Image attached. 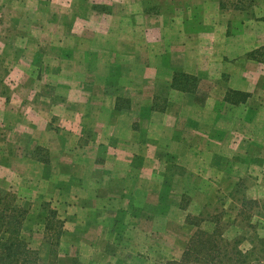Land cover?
<instances>
[{"label":"rangeland","instance_id":"374dc122","mask_svg":"<svg viewBox=\"0 0 264 264\" xmlns=\"http://www.w3.org/2000/svg\"><path fill=\"white\" fill-rule=\"evenodd\" d=\"M50 1L53 4H45V0H0V33L3 35L2 40L5 37L4 42L0 41V192H11L21 204L30 208L22 236L33 248L39 250L42 256H50L51 245L48 241L56 242L53 230L46 229L49 210L55 209L59 218L65 222L61 244L58 247L59 257H67V264H92L90 262L93 261L89 258H92L94 250L84 245L78 247L77 244H71L70 229H73V221L76 222L77 218L72 219L71 200L57 195L60 184L65 189H69L70 184L57 180L58 168L51 162L52 154L49 148V144L55 143L62 134H69L64 131L69 130L70 120L61 116L64 108L67 111L71 109V101L65 99L67 94L72 92V80H82L92 87L102 82V72L107 70L108 74L110 73L107 79L109 91L119 88L122 84L125 87L131 77L124 78L123 70L115 64L117 61L129 66V71L134 76V63L141 61L142 64L149 65L153 52L157 49L161 52L166 41L175 40L181 43L182 40H187L188 36L197 39L199 35L202 38L196 45L204 46L211 67V73L208 71L210 78L207 80L222 90V84L226 87L225 84L232 76L231 71L236 69L235 60L239 59L242 64L245 56L240 57V52L248 46L254 48L253 56L256 61L264 62V0H223L228 3V7L222 14L217 12L214 6L216 4L210 3V0H87L94 4L96 10L92 11L89 17L84 10L85 5L80 4L86 0ZM135 1L140 4H135ZM71 2L74 7L79 6L78 13L88 22L72 21L67 14L71 10ZM238 2L246 9H235L231 6ZM142 7L145 11L149 9L153 13L158 12L160 17L157 19L163 22V26L158 22L153 25L151 22L146 23V18H138L139 27L142 29L139 28L132 34V19L129 15H122V11L127 10V14H133L142 10ZM52 14L57 15L58 19L54 20ZM71 27L74 30L73 35L69 32ZM86 28L89 31L87 33ZM90 29H96L98 33L94 31L93 34ZM78 33L90 34L88 39L80 40L84 41L81 49L87 46L100 49L104 45L102 54L89 55L91 62L88 67L80 60L84 53L77 51L73 54L59 50L66 44H71L72 36ZM56 35L66 36L63 41L65 44L59 45V40L54 41L52 52L43 50L39 53L37 48L34 47L36 50L33 51L34 48L27 46H37L39 40L49 44ZM92 41L97 44H91ZM24 46L28 52H25ZM221 50L239 57L230 60L226 57L227 64L224 63L223 68L215 67V64L219 63L216 58ZM44 61H47L48 65H43ZM99 61L108 63L109 69L97 66L96 70L88 72L87 68L93 69L92 65L95 64L96 67ZM230 63L233 67L229 68ZM10 64L15 65L11 70L7 66ZM250 69L251 76L253 71L256 72L254 80H257L258 74L262 75L264 72V65L256 62ZM144 72L149 74L151 69L142 70V74ZM9 73L12 76H8ZM94 88L98 89L97 86ZM261 92L264 94V91ZM12 95L15 101L11 99ZM54 95L63 100L54 101ZM24 96H27L29 104L27 101L20 104ZM34 98L35 100H32ZM17 104L27 106V117L21 118V115H18L20 108ZM157 104L161 106L164 102L158 101ZM261 105L260 109H263L264 104ZM50 108L49 113L47 110ZM223 108V120H227L228 114L234 116L235 107L226 105ZM258 119L262 120L260 117ZM223 120L221 124L226 125ZM254 135L258 141L264 139V132H255ZM39 137L42 145L35 147ZM239 137L243 136L239 134ZM240 144L233 147H238L233 156L216 157L222 170V179L216 181V186L214 182L205 181L199 184L190 180L172 182L175 194L169 200H172L175 206L180 201L183 207L187 206L191 221H199L200 226L186 222L187 211H178L168 217H163L167 216L163 213L156 222L152 221V224L155 222L157 228L154 230L158 233L152 239L143 231V234L137 235L133 245L128 243L131 238L125 235L122 243L113 242L108 245L107 250L112 255L109 263L166 264L169 260L182 257L190 238L199 228L211 231L216 225L222 228L226 238L244 237L241 247L245 250L252 246L251 242L257 237L264 236V149L251 146L248 151H244L241 146H247L243 142ZM29 145L33 147L28 148ZM204 155L200 154V157ZM205 157L208 159V156ZM191 158V170L197 171L198 157ZM169 159L171 163L168 168L175 175L182 176L184 167L176 163L177 156L170 155ZM226 164L231 166V172L246 171L247 175L240 176L242 178L239 180L225 178V172H229L224 168ZM182 188L185 190V196L180 197ZM68 193L70 189L66 191V196ZM163 202L166 203V198H163ZM111 204L110 210L116 206L114 201ZM115 222H121L117 214L113 215L109 226ZM143 224L145 225L144 220ZM118 235L117 240L122 234ZM74 252L79 253V256L71 258ZM134 254L135 259H132ZM58 262L60 264V261Z\"/></svg>","mask_w":264,"mask_h":264},{"label":"crops","instance_id":"0c3cea01","mask_svg":"<svg viewBox=\"0 0 264 264\" xmlns=\"http://www.w3.org/2000/svg\"><path fill=\"white\" fill-rule=\"evenodd\" d=\"M211 2L216 4L214 6L219 14L226 11L220 6V0L218 2L210 0ZM44 3L53 4L50 0H45ZM137 3L140 4L139 1H135V4ZM71 4V10L67 14L72 21L85 20L78 13L79 6L74 7L72 2ZM80 4L85 5L84 10L88 17L92 15V11H96L94 4L87 0ZM127 13V10L122 11V15H129L132 19L131 33L142 29L139 27L138 18H146V23L151 22L153 25L158 22L163 26V22L157 19L160 17L158 12L153 13L149 9L145 11L142 7V10L133 14ZM52 16L54 20L58 19L57 15ZM227 22L229 23V20ZM96 29L90 31L93 34L94 31L98 33ZM87 30L88 28L85 30L86 33L89 32ZM69 32L74 34L72 27ZM2 36L1 32L0 41L4 42L5 37L2 40ZM65 37L56 35L49 44L39 40L37 46H27L37 48L39 53L43 50L52 52L56 40H59V45H64ZM88 37L90 34L78 33L72 36L71 44H66L59 50L73 54L77 51L84 53L80 60L88 67L91 62L89 55L102 54L104 51V45L100 49L89 46L81 49L84 41L80 40H86ZM187 38L181 43L175 40L166 41L161 52L158 49L153 52L149 65L142 64L141 61L135 62L134 76L129 71V66L117 61L115 64L123 70L124 78L131 77L128 78L125 87L122 84L118 86L119 88L109 91L107 79L110 73L108 74L107 70L102 72L104 75L102 82L94 85L98 89L82 80H72V92H69L65 99L71 101V109L67 111L64 108L61 116L70 120L69 130L64 131L69 134H62L55 143L49 144V148L52 154L51 162L58 168L57 180L70 184L68 196L66 191L69 189L62 187V184L56 190L60 198L67 197L71 200L72 219L77 218V224L73 221L74 227L70 229L71 244H77L78 247L84 245L94 250L92 258H89L93 261L90 262L92 264H110L112 255L107 247L113 242L122 243L124 235L131 238L128 241L130 245L136 243L137 235L143 234V231L151 239L157 236L158 233L154 230L157 228L155 222L163 213L167 215L163 217H168L178 211H187L188 223L190 217L188 207H183L181 201L175 206L172 200H169L175 194L172 182L190 180L199 184L205 181L214 182L216 186V181L222 179V173L220 174L222 170L216 157L233 156L236 154L235 149H238L233 147L242 142L247 146V148L241 146L244 151H248L251 146L264 149V139L258 141L254 135L255 132H264V105L263 109H260L261 104H264V94L261 92L264 91V72L262 75L258 74L257 80H254L255 71L252 76L250 75L251 66L253 67L256 62L264 65V62L256 61L253 55H249L254 48L248 46L240 52V57L245 56L242 64L239 59L235 60L234 68L238 70L231 71L230 81L225 84L226 87L222 84L220 90L207 80L210 78L208 74L211 73V67L205 55L206 51L204 46L196 45L202 37L198 35L197 39L190 36ZM91 44L97 42L92 41ZM35 48L32 50L35 51ZM24 50L28 52L25 46ZM233 51L235 50H231ZM226 57L230 60L239 56L221 50L216 58L219 63H216L215 67L223 68V64L227 62ZM44 62L43 65H48L47 61ZM7 66L9 70L15 67L14 64ZM92 66L93 69L87 68L88 72L96 70L97 66L109 69L108 63L102 61H99L96 67L95 64ZM230 66L233 67L231 63L229 68ZM143 68L151 69V72L142 74ZM175 71L196 75L200 79L197 91L191 93L174 89L172 82ZM7 75L12 76L11 73ZM230 89L248 92L250 96L245 102L232 104L225 100ZM26 97L22 98L20 104L26 101L29 104ZM11 99L16 100L13 95ZM53 100L58 102L63 99H58V96L54 95ZM158 101L164 104L159 106ZM20 104H17L21 112V114L18 112V115H21V118L27 117L29 109L26 105ZM226 105L235 107L234 116L228 114L227 120H223L225 112L223 107ZM47 111L50 113L51 108ZM222 120L226 121V125L221 124ZM86 126L88 128H82ZM239 134L243 137L240 138ZM36 141L39 142L35 147L42 145L41 137ZM22 143L25 147L24 141ZM31 147L33 145L28 146ZM200 154L205 155L200 157ZM170 155L177 156L176 163L184 167L182 176L175 175L168 168L171 163ZM205 156H208V159ZM190 157H198L197 171L191 170ZM230 165L224 166L229 171L225 172V178L239 180L242 178L240 176L247 175L246 171L231 172ZM179 195L185 196L184 188ZM163 198H166V203L163 202ZM112 201L116 206L110 210ZM114 214H117L121 222L109 226ZM152 221L155 222L152 224ZM118 234L122 236L117 240ZM78 254L72 253L71 258L79 256ZM132 259H135V254L132 255ZM59 261L60 264H67L68 258L62 255Z\"/></svg>","mask_w":264,"mask_h":264},{"label":"trees","instance_id":"16d2710c","mask_svg":"<svg viewBox=\"0 0 264 264\" xmlns=\"http://www.w3.org/2000/svg\"><path fill=\"white\" fill-rule=\"evenodd\" d=\"M239 3L231 6L235 9H246ZM227 4L220 0L222 8L226 9ZM249 55H253V51ZM199 81L196 75L175 71L172 87L194 93L198 89ZM249 96L248 92L230 89L225 100L240 104ZM49 211L46 229L53 230L56 242L48 241L51 252L49 257H44L22 236L30 208L21 204L11 192H0V264H59L58 247L61 244L65 222L59 218L55 209ZM188 223L200 226V222L191 221V217H188ZM221 229L219 225L211 231L199 228L190 238L182 257L169 260L166 264H264V236L257 237L251 242L252 246L245 250L241 247L244 237L226 238Z\"/></svg>","mask_w":264,"mask_h":264}]
</instances>
